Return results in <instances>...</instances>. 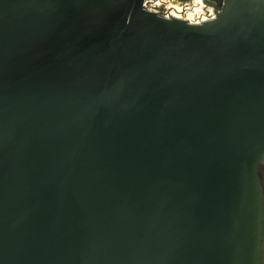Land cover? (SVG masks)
Returning <instances> with one entry per match:
<instances>
[{
    "label": "water",
    "instance_id": "obj_1",
    "mask_svg": "<svg viewBox=\"0 0 264 264\" xmlns=\"http://www.w3.org/2000/svg\"><path fill=\"white\" fill-rule=\"evenodd\" d=\"M0 0V264H264V0Z\"/></svg>",
    "mask_w": 264,
    "mask_h": 264
},
{
    "label": "rangeland",
    "instance_id": "obj_2",
    "mask_svg": "<svg viewBox=\"0 0 264 264\" xmlns=\"http://www.w3.org/2000/svg\"><path fill=\"white\" fill-rule=\"evenodd\" d=\"M172 1H175V2H178V3H187V2H190L192 0H172ZM258 175H259V180H260V184H261L262 192H263V196H264V168L263 167L259 168Z\"/></svg>",
    "mask_w": 264,
    "mask_h": 264
},
{
    "label": "built area",
    "instance_id": "obj_3",
    "mask_svg": "<svg viewBox=\"0 0 264 264\" xmlns=\"http://www.w3.org/2000/svg\"><path fill=\"white\" fill-rule=\"evenodd\" d=\"M214 2H215V4H216V6H215V8H213V13L216 14V12H218V11L220 10V7H219V5H218V2H219V1H214Z\"/></svg>",
    "mask_w": 264,
    "mask_h": 264
},
{
    "label": "bare ground",
    "instance_id": "obj_4",
    "mask_svg": "<svg viewBox=\"0 0 264 264\" xmlns=\"http://www.w3.org/2000/svg\"><path fill=\"white\" fill-rule=\"evenodd\" d=\"M163 1H165V2H173V3H178V2H175V1H170V0H163ZM193 1V0H192Z\"/></svg>",
    "mask_w": 264,
    "mask_h": 264
},
{
    "label": "trees",
    "instance_id": "obj_5",
    "mask_svg": "<svg viewBox=\"0 0 264 264\" xmlns=\"http://www.w3.org/2000/svg\"><path fill=\"white\" fill-rule=\"evenodd\" d=\"M211 1H218V0H211Z\"/></svg>",
    "mask_w": 264,
    "mask_h": 264
}]
</instances>
